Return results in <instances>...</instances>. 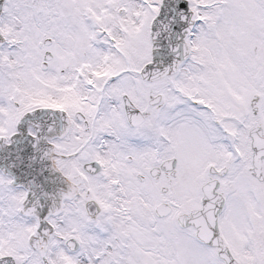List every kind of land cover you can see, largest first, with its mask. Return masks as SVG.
<instances>
[{
    "label": "snow or ice",
    "instance_id": "1",
    "mask_svg": "<svg viewBox=\"0 0 264 264\" xmlns=\"http://www.w3.org/2000/svg\"><path fill=\"white\" fill-rule=\"evenodd\" d=\"M0 264H264V0H0Z\"/></svg>",
    "mask_w": 264,
    "mask_h": 264
}]
</instances>
